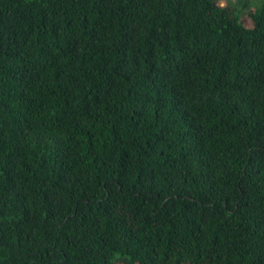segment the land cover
<instances>
[{
	"label": "trees",
	"instance_id": "obj_1",
	"mask_svg": "<svg viewBox=\"0 0 264 264\" xmlns=\"http://www.w3.org/2000/svg\"><path fill=\"white\" fill-rule=\"evenodd\" d=\"M0 264H264V0H0Z\"/></svg>",
	"mask_w": 264,
	"mask_h": 264
},
{
	"label": "rangeland",
	"instance_id": "obj_2",
	"mask_svg": "<svg viewBox=\"0 0 264 264\" xmlns=\"http://www.w3.org/2000/svg\"><path fill=\"white\" fill-rule=\"evenodd\" d=\"M229 1L233 2V1H236V0H220V4L221 5H225L226 3H228ZM259 3V0H249V5L253 8L254 5L256 6V4ZM243 23H244V26L246 27H251V21L249 20V18L247 16L243 17Z\"/></svg>",
	"mask_w": 264,
	"mask_h": 264
}]
</instances>
